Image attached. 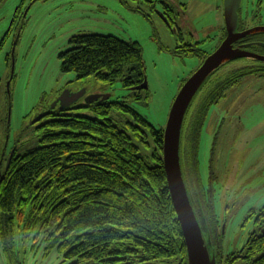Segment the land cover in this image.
Returning <instances> with one entry per match:
<instances>
[{"label":"trees","instance_id":"1","mask_svg":"<svg viewBox=\"0 0 264 264\" xmlns=\"http://www.w3.org/2000/svg\"><path fill=\"white\" fill-rule=\"evenodd\" d=\"M68 42L70 47L59 53L62 71L109 85L119 81L129 95L139 97L142 89L131 92L146 76L139 42L100 32H78ZM256 62L221 76L214 75L217 69L211 72L193 95L180 134L189 200L210 243L209 252L221 255L226 264H233L240 252L241 264H264V204L249 209L247 217L253 216L257 228L248 233L242 248L223 256L209 186L199 176V139L212 103L226 97L245 76H264V66ZM86 107L91 115L70 110L72 106L49 110L35 127V145L17 150L11 158L0 182L2 252L13 259L19 237L33 249L43 245L45 255L57 251L71 260L69 264H155L172 259L188 264L162 161L164 126L150 123L123 99L101 98ZM112 109L128 116L116 120L109 115Z\"/></svg>","mask_w":264,"mask_h":264},{"label":"rangeland","instance_id":"2","mask_svg":"<svg viewBox=\"0 0 264 264\" xmlns=\"http://www.w3.org/2000/svg\"><path fill=\"white\" fill-rule=\"evenodd\" d=\"M156 0H3L0 3V168L10 150L35 145V127L49 110L67 106L56 103L61 94L78 113L92 114L86 107L96 90L106 100L123 99L157 127L164 126L170 105L184 79L199 65L195 55L172 54L176 38L160 16ZM179 14L181 23L202 40L211 52L224 24L222 0H164ZM185 9H180V4ZM154 5V7H153ZM18 7L17 13H15ZM251 15L250 24L264 25V0H241ZM249 11V12H248ZM248 12V13H247ZM244 13V15H246ZM78 32L113 34L137 41L142 47L147 88L135 99L119 81L113 85L88 76L78 79L60 69L59 53L70 47L68 38ZM227 58H224L226 60ZM239 60L221 71L240 66ZM78 96V97H77ZM66 104V105H64ZM209 109L199 139V176L209 186L212 207L220 224L223 256L242 248L256 229L249 209L264 204V76H245L231 87L218 105ZM111 117H127L111 110ZM24 264H67L55 251L48 255L16 242ZM0 244V264H6ZM155 264H175L164 260ZM233 264H241L234 259Z\"/></svg>","mask_w":264,"mask_h":264},{"label":"water","instance_id":"3","mask_svg":"<svg viewBox=\"0 0 264 264\" xmlns=\"http://www.w3.org/2000/svg\"><path fill=\"white\" fill-rule=\"evenodd\" d=\"M240 2L241 0H222L223 17L227 35L220 45L204 58L200 66L193 71L180 86L170 105L163 128L162 161L168 190L184 238L188 264H216V260L214 255L208 250V245L210 243L207 242L203 235L201 226L189 200L181 171L179 144L181 128L187 107L203 80L222 62L224 58L251 55L257 59L264 60L263 55L232 47V41L245 34V31H234L237 24ZM146 88L147 81L145 76L142 83L131 87V92L134 93L136 90ZM99 95H101L102 99H105L109 94L103 92L99 94L94 92L90 97V101L95 100ZM75 100L76 97H72L66 101V96L61 94V96L57 98L56 103L63 105V102H66L67 106H70ZM9 159L10 158L8 157L6 165H8Z\"/></svg>","mask_w":264,"mask_h":264},{"label":"flooded vegetation","instance_id":"4","mask_svg":"<svg viewBox=\"0 0 264 264\" xmlns=\"http://www.w3.org/2000/svg\"><path fill=\"white\" fill-rule=\"evenodd\" d=\"M155 2H159L160 6H161L160 16L163 18L165 24L173 32V34L175 35V38H176V43H175V47L172 49V54H175V55L180 54L181 55L182 52H184L185 54H188V55H195L196 54L195 56L200 58L199 65L196 66V68L191 71V73H192L193 71H195L200 66V64L203 62L204 58L208 54H210L212 51H214L220 45L222 40L226 37L227 32H226V29H225V23L223 24V26H221V29L219 30L217 44L214 46V48L211 50V52H208V51L206 52V50L202 49L201 46H200V43H201L202 40L196 39L194 37V35H193V31L190 30V28H186L181 23V21H182L181 17L184 16V15L179 14L176 10H174L164 0H156ZM153 7H154V5H153ZM180 9H185V4L184 3L180 4ZM252 12H249L248 14H246L244 12V9H242L241 7L238 8L237 24H236V27H235L234 31L235 32H243V31H245V34L241 35V36L237 37L235 40H233L232 41V47H236L238 49H242V50H245V51H249L251 53L260 54V55L264 56V25L250 24V21H254L255 20V18L257 16L256 13L252 14V17L248 18L250 21L248 19L246 20L245 16L251 15ZM244 13L246 15H244ZM198 54H201L202 58L199 57ZM233 59H235V60L232 61ZM243 59H245V60L248 59L249 60V62H247L245 64H250V65L255 64L256 65L258 63V62H256V60H257V61H259V64L261 66H264V60L257 59V58H255V57H253L251 55L250 56H244V57L227 58L226 60L221 62L215 68L217 70L214 73V75H216V76L224 75V73L226 71H228L229 68L224 70V71H221L223 68H225L227 66L229 67L231 65H234L239 60H243ZM232 68H234V67H232ZM232 68H230V69H232ZM98 91H100V90H96L95 92H97L99 94L102 93V92H98ZM100 99H101V95H99V97H97L95 100H100ZM218 104H219V102L212 103L210 108L213 109L214 108L213 106L214 105H218ZM16 152H17V148L13 147L10 150L7 158L5 159V163H4L3 169L0 168V182H1V179L3 178V176H4V171L7 170L8 166H9V163H10V160H11V158L13 157V155ZM8 157L10 159L8 161V165H6ZM17 241L18 242H22L21 239H19V237L16 239V242ZM15 246H16V243H15ZM39 247H41V249H42L43 245L39 244L34 249H38ZM1 249H2V247H1ZM52 251H55V250H52ZM55 252L57 254H60L57 251H55ZM42 254H43V252H42ZM18 255H19V253H18V251L16 249H14V253H13V256H12L13 259L9 260L4 255V258H5L6 262H7L6 264H24V262L20 259V257H18ZM216 256L214 255L215 260L217 259L216 261L218 262V264H226L223 261V258L221 257V255H218L217 257ZM240 256H243L242 252L236 253L234 255V257H238V258H240ZM61 257H62V255H61ZM238 258H236V259H238ZM63 259L64 258L62 257L61 262L69 261L67 264L72 263L71 260H68V259L67 260H65V259L63 260ZM142 263H144V262H142ZM137 264H141V263L138 262Z\"/></svg>","mask_w":264,"mask_h":264}]
</instances>
